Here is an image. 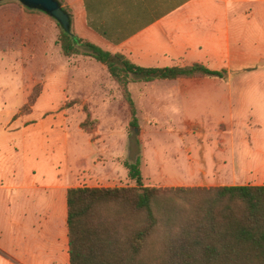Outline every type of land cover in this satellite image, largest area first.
Segmentation results:
<instances>
[{
  "label": "crops",
  "instance_id": "0c3cea01",
  "mask_svg": "<svg viewBox=\"0 0 264 264\" xmlns=\"http://www.w3.org/2000/svg\"><path fill=\"white\" fill-rule=\"evenodd\" d=\"M62 1L71 13L72 29L76 37L104 52L124 56L132 64L142 68L163 69L202 64L211 70L227 71V68L247 66V60L234 59L232 55L235 52L246 54L247 48H264V0ZM10 3V10L22 12L25 9L18 2ZM39 13L38 17L46 27L34 30L37 33L35 37L38 38L34 43L37 48H44L42 56L46 58L45 48L61 50L58 44L60 32L50 16ZM215 60L223 64L218 65L213 62ZM91 61L84 67L91 65L102 73L104 71L106 79L108 74L104 69L107 67L94 59ZM74 69L76 68L73 66L68 72L69 81ZM59 73L56 75L58 78ZM100 78L102 81V77ZM226 79L225 77L224 80ZM192 80L202 82L190 89L185 85ZM214 80L223 79L197 78L139 83L155 85L156 88L164 84L167 89L165 92L157 90L144 97L132 94L134 100H148V108L155 116H198L199 123L194 125L196 129L189 131V134L204 133L206 125L203 117L194 112L197 104L185 106L178 99L195 101L198 97L216 95L220 99L214 103V109L209 106V110L215 112L217 117L213 145H181L180 153L184 156L177 168L180 167L185 175L165 176L164 186H264V91L247 93L242 99L246 110L237 111L234 93H221L219 84L215 83L214 88L208 89L211 92H196L206 89L203 87L206 81ZM254 81L255 85L264 86V80L251 79V82ZM41 84L43 89L38 100L49 90L45 80ZM137 84L131 83L129 89ZM99 85L97 91L104 93L102 83ZM78 89L73 90V95L77 96L75 99L88 94L87 88ZM60 90L69 100L68 88ZM140 156L142 170L144 155L141 153ZM176 156L179 157V154ZM4 168L0 175L5 177ZM74 182L67 173L57 175L52 185L44 187L51 191V199L44 207L36 205L39 198L35 193L29 195L24 192L36 190L31 182L27 188L23 183L0 188L9 209L7 224L0 226V264H70L67 195L68 189L74 187ZM21 199L29 205L20 204Z\"/></svg>",
  "mask_w": 264,
  "mask_h": 264
},
{
  "label": "rangeland",
  "instance_id": "374dc122",
  "mask_svg": "<svg viewBox=\"0 0 264 264\" xmlns=\"http://www.w3.org/2000/svg\"><path fill=\"white\" fill-rule=\"evenodd\" d=\"M9 4L10 1L0 3V171L5 167V177L0 175V188L22 183L27 188L31 182L36 190L24 192L35 193L39 198L36 205L44 207L51 199V191L44 187L52 185L57 175L63 173L75 181L74 187H135L136 184L129 179L126 164L135 161L139 149L144 155L145 187H180L164 186V177L185 175L180 167L177 168L184 156L180 153L181 145H213L217 117L209 106L214 109L219 97L204 96L195 101L178 99L185 106L197 104L194 112L203 117L206 125V131L199 134H189L196 129L194 125L199 123L198 116H155L148 108V100L133 99L139 120L136 132L130 126L132 117L124 91L108 68L104 69L108 74L105 79L104 71L102 73L91 65L84 67L92 59L78 55L67 58L60 48H45L47 56L44 58V48H37L34 43L38 39L34 30L46 27L38 17L40 11L26 7L22 12L10 10ZM232 56L236 60H247V66L227 68L226 80L206 81L203 87L207 90L203 88L196 92H211L208 89L219 84L221 93H234L237 111L242 109L244 112L243 96L252 91H264V86L251 82V79L264 80V48H247L246 54L235 52ZM213 62L223 64L218 60ZM73 66L76 69L72 70L69 81L68 72ZM221 69L225 68H218ZM58 72L62 78L66 77L61 79L60 73L59 78L56 77ZM42 80L47 82L49 90L29 111L23 109ZM199 82L202 81H188L185 86L194 89ZM101 83L104 93L97 91ZM165 86L161 84L156 88L155 85L138 83L131 89L128 86V90L131 97L132 94L144 97L157 90L165 92ZM65 87L69 100L60 90ZM79 87L87 88L88 94L75 99L77 96L73 95V90H79ZM20 204L29 205L24 199ZM7 210L8 205L0 192V226L7 224Z\"/></svg>",
  "mask_w": 264,
  "mask_h": 264
},
{
  "label": "trees",
  "instance_id": "16d2710c",
  "mask_svg": "<svg viewBox=\"0 0 264 264\" xmlns=\"http://www.w3.org/2000/svg\"><path fill=\"white\" fill-rule=\"evenodd\" d=\"M57 1L71 22L67 34L53 19L63 56L89 57L108 68L124 91L134 130L139 120L129 84L227 75L202 64L136 66L76 37L69 9ZM42 89L35 87L23 109L30 110ZM140 154L126 164L135 187L68 189L70 264H264V186L145 187Z\"/></svg>",
  "mask_w": 264,
  "mask_h": 264
},
{
  "label": "water",
  "instance_id": "95a60500",
  "mask_svg": "<svg viewBox=\"0 0 264 264\" xmlns=\"http://www.w3.org/2000/svg\"><path fill=\"white\" fill-rule=\"evenodd\" d=\"M9 1L18 2L28 9L47 14L56 20L67 34H71L70 16L57 0H0V3Z\"/></svg>",
  "mask_w": 264,
  "mask_h": 264
}]
</instances>
